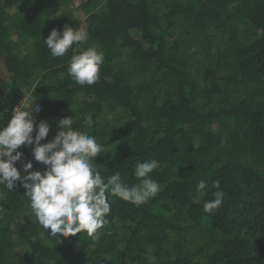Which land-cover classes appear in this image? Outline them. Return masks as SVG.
Listing matches in <instances>:
<instances>
[{
	"label": "trees",
	"instance_id": "trees-1",
	"mask_svg": "<svg viewBox=\"0 0 264 264\" xmlns=\"http://www.w3.org/2000/svg\"><path fill=\"white\" fill-rule=\"evenodd\" d=\"M73 7L0 0V127L30 95L35 123L50 126L41 143L72 117L101 145L105 179L119 171L136 186L135 164L155 159L160 191L141 205L109 195L102 229L60 237L19 182L1 185L0 264H264V0H79L83 21ZM73 25L87 41L52 57L44 40ZM89 47L104 61L94 84L78 85L68 67ZM32 147L22 162L43 171ZM218 190L222 205L206 213Z\"/></svg>",
	"mask_w": 264,
	"mask_h": 264
},
{
	"label": "clouds",
	"instance_id": "clouds-1",
	"mask_svg": "<svg viewBox=\"0 0 264 264\" xmlns=\"http://www.w3.org/2000/svg\"><path fill=\"white\" fill-rule=\"evenodd\" d=\"M88 39L86 31L65 26L63 31L53 29L44 40L52 57L67 55L73 45H83ZM104 56L97 49L89 47L71 57L68 74L78 85H92L98 79ZM34 101L26 108L13 109L6 126L0 127V185L9 190L17 182L26 189L24 195L37 221L49 235L60 237L75 236L86 232L95 235L107 223L110 213L109 195L134 205H141L160 191L158 182L150 174L158 167L155 159L137 162L134 176L140 180L136 186L124 183L119 171L105 179L95 166L94 158L102 154V147L94 136L74 130V119L64 117L58 121L59 131L54 138L41 143L48 137L50 126L47 121L35 123L34 113L41 111ZM87 125L94 123L91 114L85 118ZM35 130V135L33 132ZM22 146H33L32 155L44 170H32L33 162H22ZM22 162L21 171L16 167ZM212 186L220 188V182ZM207 182L199 181L196 190L205 194ZM214 199L205 202L204 211L214 214L222 205L225 193H213ZM154 264V258H150Z\"/></svg>",
	"mask_w": 264,
	"mask_h": 264
},
{
	"label": "rangeland",
	"instance_id": "rangeland-1",
	"mask_svg": "<svg viewBox=\"0 0 264 264\" xmlns=\"http://www.w3.org/2000/svg\"><path fill=\"white\" fill-rule=\"evenodd\" d=\"M77 5H79V0H75V8L76 9L73 7L74 8L73 15L74 16L76 15L78 17V19H80L81 21H83L85 19V16L86 15L83 13V11L81 9H78ZM71 28L75 29V25H73ZM31 98L32 97L30 95L25 96L23 99H21V101L19 102V104L17 105V107H19V106H21V107H28L34 101ZM34 104H35V101H34ZM34 104H33V106H34Z\"/></svg>",
	"mask_w": 264,
	"mask_h": 264
},
{
	"label": "built area",
	"instance_id": "built-area-1",
	"mask_svg": "<svg viewBox=\"0 0 264 264\" xmlns=\"http://www.w3.org/2000/svg\"><path fill=\"white\" fill-rule=\"evenodd\" d=\"M0 192H1V185H0ZM2 210H3V205H2V201H1V197H0V218L2 216Z\"/></svg>",
	"mask_w": 264,
	"mask_h": 264
}]
</instances>
